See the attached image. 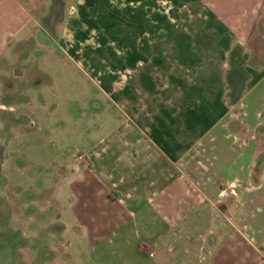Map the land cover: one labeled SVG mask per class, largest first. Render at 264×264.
<instances>
[{"label":"rangeland","instance_id":"rangeland-1","mask_svg":"<svg viewBox=\"0 0 264 264\" xmlns=\"http://www.w3.org/2000/svg\"><path fill=\"white\" fill-rule=\"evenodd\" d=\"M55 6L54 28L38 19L46 40L0 56V264H148L167 221L212 226L219 210L225 223L251 213L258 225L264 50L250 47L264 44V2L248 37L244 9L213 19L200 0ZM218 127L229 135L214 142ZM122 144L134 147L128 166L116 158ZM166 208L178 215L165 222Z\"/></svg>","mask_w":264,"mask_h":264},{"label":"crops","instance_id":"crops-1","mask_svg":"<svg viewBox=\"0 0 264 264\" xmlns=\"http://www.w3.org/2000/svg\"><path fill=\"white\" fill-rule=\"evenodd\" d=\"M65 1L67 6L65 8L70 10L69 7L77 4V1L73 3L70 0ZM93 1L95 4L99 0H89ZM97 1V2H96ZM156 1V0H154ZM204 2V5L207 7L213 8L215 15L213 19L221 15V11L218 9H226L229 17H238L240 19L241 13L240 10L244 9L243 21L245 24H249L247 30L251 28L252 22L254 20V12H258L259 8L263 5L264 0H200ZM44 6L42 0H0V56H6L8 52L11 53L13 44L20 43L22 40L31 38L43 39L46 40L45 30L43 27L38 26V19L42 20V23L49 25L51 28H54L58 24L59 11H57L56 6L60 3V0H44ZM47 2H50L46 6ZM203 5V4H202ZM63 8V7H61ZM72 11V10H70ZM66 10L64 9V13ZM219 12V14H218ZM260 12V10H259ZM254 16V17H253ZM41 27V28H40ZM41 29L39 31L38 29ZM35 29V36H33V31ZM247 31L248 37L249 32ZM31 33V35H30ZM264 34L260 35L259 38H264ZM36 37V38H35ZM244 39L246 40V38ZM48 40V39H47ZM261 40V39H259ZM39 41V39L37 40ZM250 47L251 49H257L258 52L253 54L260 55L264 50V44L262 46H257L256 44ZM37 47H43L37 46ZM16 55H20V52H15ZM255 67H263L259 71L257 79L264 81V60L259 59V65ZM244 79L237 80L234 76L232 77L230 83L233 91H240V88L244 87ZM258 114V112H257ZM244 124V123H243ZM246 126V125H245ZM244 126L243 129H240L243 133H248V128ZM169 129V133H170ZM215 133V134H214ZM212 134V133H211ZM212 140L218 141L220 138L225 140L226 136L223 134L220 127L216 128L213 131ZM249 136V133H248ZM251 137V136H250ZM218 139V140H217ZM124 140H122L123 142ZM171 146V144L169 143ZM212 148H216V144H213ZM121 152V153H120ZM134 147L129 145L122 144L121 148L118 151L117 159L119 162L128 163L124 158L130 159L133 157ZM132 162V159L130 160ZM128 166L127 164H125ZM205 189H211L213 193H217V188L214 185V182L205 181ZM208 184V185H207ZM73 194L82 195V192L77 191V188H73ZM118 191V190H117ZM126 196V195H125ZM128 196V195H127ZM248 194L241 192V202L244 206H248L251 198L247 197ZM150 206H152L150 197H145L144 199ZM83 208L85 206L83 205ZM153 208V207H152ZM150 209V208H149ZM75 211V205L72 204V211ZM85 211V209H83ZM131 212L132 206H131ZM155 211V210H154ZM188 210H185L181 213V219L188 216ZM165 222L167 221L166 217H172L175 212H171L169 208L164 210ZM212 226L205 223H195V224H179V226L173 225L170 221H167L168 225L163 229L164 239L159 243L158 241L152 240V245L149 241L148 244L153 246L156 249L153 257H148L150 264H264V216L262 219H258V225L250 224V220H247L245 213H241L242 224L238 225L233 223H225V215L218 211H212ZM196 220L201 221L206 216L204 212L196 213ZM256 216L252 218L255 219ZM79 230L78 228H74ZM127 247H131L136 254L140 252L136 249V243H126ZM118 245H122L119 243ZM119 263V262H118ZM148 263V264H149Z\"/></svg>","mask_w":264,"mask_h":264},{"label":"built area","instance_id":"built-area-1","mask_svg":"<svg viewBox=\"0 0 264 264\" xmlns=\"http://www.w3.org/2000/svg\"><path fill=\"white\" fill-rule=\"evenodd\" d=\"M84 158H85V155H83V154H78V155L76 156V158H75V160H74L75 168H76V169L79 168L78 165L80 164L81 161L84 160Z\"/></svg>","mask_w":264,"mask_h":264}]
</instances>
